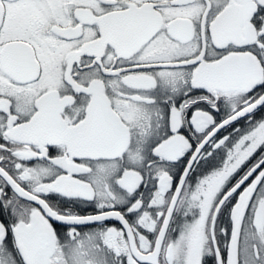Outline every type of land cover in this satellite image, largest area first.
Masks as SVG:
<instances>
[{
	"label": "snow or ice",
	"instance_id": "snow-or-ice-1",
	"mask_svg": "<svg viewBox=\"0 0 264 264\" xmlns=\"http://www.w3.org/2000/svg\"><path fill=\"white\" fill-rule=\"evenodd\" d=\"M0 264H264V0H0Z\"/></svg>",
	"mask_w": 264,
	"mask_h": 264
}]
</instances>
